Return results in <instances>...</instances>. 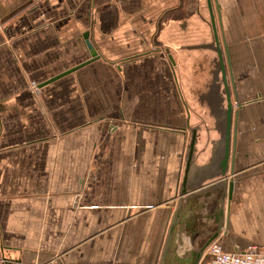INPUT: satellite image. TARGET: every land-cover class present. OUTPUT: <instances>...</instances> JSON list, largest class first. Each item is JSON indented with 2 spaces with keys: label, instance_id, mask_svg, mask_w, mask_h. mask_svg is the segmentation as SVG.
<instances>
[{
  "label": "crops",
  "instance_id": "0c3cea01",
  "mask_svg": "<svg viewBox=\"0 0 264 264\" xmlns=\"http://www.w3.org/2000/svg\"><path fill=\"white\" fill-rule=\"evenodd\" d=\"M199 1L0 0V264H158L185 170L177 126L198 129L192 191L219 179L225 147ZM218 2L242 105L218 238L235 252L264 243V0ZM87 32L99 58L43 85L91 58Z\"/></svg>",
  "mask_w": 264,
  "mask_h": 264
},
{
  "label": "water",
  "instance_id": "95a60500",
  "mask_svg": "<svg viewBox=\"0 0 264 264\" xmlns=\"http://www.w3.org/2000/svg\"><path fill=\"white\" fill-rule=\"evenodd\" d=\"M218 23L221 29V36L217 29L216 16L212 0H208V6L213 24V43L219 61V68L225 88L227 100L226 124H225V147L219 162L220 175L218 180L198 188L190 189L189 177L193 168L196 144L198 140L197 127L192 128L191 139L187 149L185 170L180 188V195L176 209L172 215L171 222L167 231V236L163 246L158 264H200L203 254L209 244L218 239L226 229L227 220V201H231L235 191V178L239 118L242 105L238 104L236 77L234 73L233 60L231 58L230 44L228 43L221 22V10L218 0H214ZM87 46L91 52V58L81 64L54 76L43 85L52 83L57 79L68 75L77 69L90 64L97 58L96 48L90 41V33L84 34ZM172 64L175 60L170 50H165ZM234 97V98H233ZM200 233H206L209 238L200 247H195L194 240Z\"/></svg>",
  "mask_w": 264,
  "mask_h": 264
},
{
  "label": "built area",
  "instance_id": "2783aa9c",
  "mask_svg": "<svg viewBox=\"0 0 264 264\" xmlns=\"http://www.w3.org/2000/svg\"><path fill=\"white\" fill-rule=\"evenodd\" d=\"M200 264H264V243H252L243 251H227L218 239L205 250Z\"/></svg>",
  "mask_w": 264,
  "mask_h": 264
},
{
  "label": "rangeland",
  "instance_id": "374dc122",
  "mask_svg": "<svg viewBox=\"0 0 264 264\" xmlns=\"http://www.w3.org/2000/svg\"><path fill=\"white\" fill-rule=\"evenodd\" d=\"M199 0H197V2H196V6L199 4ZM202 2H204L205 4H204V6H203V8L204 9H206V10H208V8H207V1L206 0H202ZM205 25V24H204ZM206 25H207V30H208V33L212 36V24H211V19L208 17V19H207V21H206ZM214 49V48H213ZM31 84H33V82L31 83ZM162 104H163V102H161ZM150 110L152 109V108H149ZM155 111H158V112H161L162 111V108H160V107H157V108H153ZM140 114V112H139V109L138 108H135L134 109V111L132 112V114ZM178 128H179V130L180 131H184V132H186L187 133V136H188V141H187V149H188V145H189V143H190V139H191V132H192V128H194L195 126L193 125V126H189L186 130L185 129H183V121L182 122H180L179 123V125L177 126ZM229 205V202H227V206Z\"/></svg>",
  "mask_w": 264,
  "mask_h": 264
},
{
  "label": "bare ground",
  "instance_id": "6f19581e",
  "mask_svg": "<svg viewBox=\"0 0 264 264\" xmlns=\"http://www.w3.org/2000/svg\"><path fill=\"white\" fill-rule=\"evenodd\" d=\"M207 2H208V0H207ZM211 15V14H210ZM211 24H212V20H211ZM218 29V28H217ZM212 31H214L213 30V24H212ZM213 34H214V32H213ZM190 125V124H189ZM188 124H187V127L189 126ZM227 202H229V201H227ZM226 205H227V203H226ZM226 215H227V212H226ZM226 227H227V224H226Z\"/></svg>",
  "mask_w": 264,
  "mask_h": 264
}]
</instances>
